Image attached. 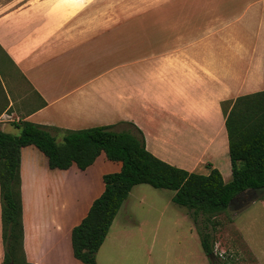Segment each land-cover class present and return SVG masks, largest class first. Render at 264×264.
<instances>
[{"label":"crops","instance_id":"obj_1","mask_svg":"<svg viewBox=\"0 0 264 264\" xmlns=\"http://www.w3.org/2000/svg\"><path fill=\"white\" fill-rule=\"evenodd\" d=\"M0 53L12 69L0 81V130L132 122L158 158L217 168L226 181L220 102L264 90V0H0ZM120 167L102 151L85 169L51 168L35 145L20 148L26 262L84 264L71 230Z\"/></svg>","mask_w":264,"mask_h":264},{"label":"trees","instance_id":"obj_2","mask_svg":"<svg viewBox=\"0 0 264 264\" xmlns=\"http://www.w3.org/2000/svg\"><path fill=\"white\" fill-rule=\"evenodd\" d=\"M224 114L231 179L224 181L217 168L207 174L172 165L151 153L144 135L134 123L121 130L115 124L63 130L62 140L50 128L28 120L15 125L18 135L0 130V203L4 245L2 264H30L23 250L20 195V148L33 144L47 157L51 168L66 169L73 163L85 169L100 152L121 162L119 171L103 175L104 190L93 200L87 214L71 230L72 251L84 264H97L96 253L131 188L147 183L174 191L171 200L188 208L194 222L203 216L204 226L228 208L248 189L264 187V90L220 102ZM210 167V164H208ZM200 243L212 264L217 263L209 231L197 226Z\"/></svg>","mask_w":264,"mask_h":264},{"label":"rangeland","instance_id":"obj_3","mask_svg":"<svg viewBox=\"0 0 264 264\" xmlns=\"http://www.w3.org/2000/svg\"><path fill=\"white\" fill-rule=\"evenodd\" d=\"M4 68L7 72L12 70L0 53V81L8 85L9 74ZM127 126L119 124L115 129ZM11 130L19 134L14 127ZM57 136H61L57 138L61 141L62 135L57 133ZM204 171V166L197 170ZM173 193L171 189L149 184L135 187L129 203L117 214L98 249L96 262L212 264L200 243L198 226L212 234L218 264H255L257 259L264 264V187L239 193L227 209L212 219L216 223L210 222L207 226L201 221L203 216L194 222L188 208L174 203Z\"/></svg>","mask_w":264,"mask_h":264}]
</instances>
